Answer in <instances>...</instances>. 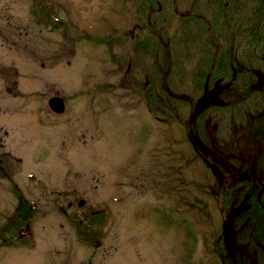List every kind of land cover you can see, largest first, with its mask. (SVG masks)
I'll return each mask as SVG.
<instances>
[{
    "label": "rangeland",
    "instance_id": "374dc122",
    "mask_svg": "<svg viewBox=\"0 0 264 264\" xmlns=\"http://www.w3.org/2000/svg\"><path fill=\"white\" fill-rule=\"evenodd\" d=\"M211 8L207 0H0V230L19 194L33 208L26 227L21 217L13 235L0 232V264H217L222 239L231 264L249 254L237 225H248L240 214L253 186L264 185V132L253 129L260 114L245 107L237 130L230 110L202 118L203 132L183 122L200 110L202 90L189 75L202 61L195 45L186 52L182 38L196 30L180 18L191 9L210 20ZM150 35L154 57L179 62L169 65L177 83L168 92L194 104H154V59L138 46ZM218 83L224 90L210 107L242 98L228 79ZM240 170L261 183L219 195L220 180Z\"/></svg>",
    "mask_w": 264,
    "mask_h": 264
},
{
    "label": "trees",
    "instance_id": "16d2710c",
    "mask_svg": "<svg viewBox=\"0 0 264 264\" xmlns=\"http://www.w3.org/2000/svg\"><path fill=\"white\" fill-rule=\"evenodd\" d=\"M147 1L151 4L157 2V0ZM207 1L208 3L213 1V7H215L210 9L211 11L213 10L210 20L203 18L201 13H197L191 9L186 13L187 15H183V17L180 18V21H185V23L194 31L196 30L195 34H192L190 37L182 38L183 41L181 40L185 44L186 52L189 53L191 51L188 48L189 46L195 45V50L200 53L199 60L202 61L197 68L194 67L190 72L191 88H193V91L202 90L198 96L199 98L203 94L206 86L209 90L212 89L216 80L220 76H223V78H228V82H231V88L234 90V93L242 98L236 101L233 106L226 108L221 106H207L205 108H200V110H202H199L200 112L198 111L196 113L194 110L192 111V107L189 111V118L191 117V120L188 121L186 119V123V120L184 119L183 122H185L190 131L191 128H193L196 132L199 129L198 127H200V130L203 132L207 120L204 119L202 123L200 121H202V118L214 116L215 114H212V111L217 112L220 109L226 111L231 110L234 114H232L229 122L239 123L243 120L246 121L245 119L247 118V115L250 114L251 109L254 111L253 115L260 114L259 118L253 121V129L258 132L261 130L264 132V0ZM220 3L221 8L219 7ZM226 5L229 7L228 12L233 13L234 10L237 9L239 11L238 16H233L231 20L228 17L227 10H223L226 8ZM230 20L232 24L231 26H229ZM212 30H214V33ZM215 32L217 38H214ZM206 33L207 35L209 34L212 36L204 37V34ZM235 36H239V38H236V42L233 40ZM216 45L219 46V48H216L217 50H215ZM138 46L143 52H145V54L150 55V58L154 59L152 68L147 72L148 79L151 81L150 88H154L155 91H160L159 100L156 98L152 99L154 104H171L170 101H172L171 99L173 98L185 106L187 103L189 105L190 103L194 104L192 101L185 102L180 94L172 97L173 95L168 92L169 84L173 86L177 83V81L172 78L167 79L169 65L179 64L177 57H175V60H172L174 55L170 58L168 52L161 57H154L157 46L152 35L146 37L143 41L138 42ZM251 63L254 65H251ZM209 85L212 86L210 87ZM245 107H249L250 109L244 110ZM199 114L200 119L194 120L193 117ZM220 114L224 115L226 112L223 113L222 111ZM218 115H215V118H217ZM189 122H193V124H189L188 126ZM204 123L205 125H203ZM234 127L237 128L239 126L238 124H235ZM205 155L207 156V154ZM231 162L233 163V161ZM262 162L264 172V157H262ZM233 165H235V163L232 164V166ZM227 167L229 168V166ZM244 174L243 170H240V174H238L237 171H234L231 173L230 181H228L229 178L227 180H220L218 194L224 195V193H234L235 190L241 188L243 184H247V189H250L252 188L251 183L254 185L252 180L256 183H261L258 177L250 180ZM217 184L218 180L216 179V185ZM19 196L20 202L16 207L14 220H8V223H6L7 225L5 226L6 228H4L3 231L1 229L0 232L5 231L8 234L13 235L15 230L22 227L24 223V226L26 227L27 220L31 218L33 214L32 205H29L28 201L22 196V194H19ZM235 198H237V194H235ZM251 198L252 204L245 212L240 214L242 220L248 219V225L243 226L242 223L237 225L244 230V233H242L238 239V243L247 248L249 254L245 258L237 254V258H235L236 264H264V185H262V188L258 185L256 190L253 186ZM229 202H233L232 198L229 199ZM21 217L24 219V223L22 224L20 222L22 220ZM220 242V248L223 249V251L219 248L221 261L217 264H231V259L227 252H225L226 249L223 245V239Z\"/></svg>",
    "mask_w": 264,
    "mask_h": 264
},
{
    "label": "flooded vegetation",
    "instance_id": "af4514ba",
    "mask_svg": "<svg viewBox=\"0 0 264 264\" xmlns=\"http://www.w3.org/2000/svg\"><path fill=\"white\" fill-rule=\"evenodd\" d=\"M223 78V76H220L217 80L219 81L220 79H222ZM225 79H228V78H225ZM216 80V83H215V85L212 87V89L211 90H209V88L208 87H206L205 89H204V93L199 97V101H198V104L197 105H200V108H202V107H207V106H210L211 105V103H212V101L213 100H216L215 102H217V100H218V95L224 90V87L222 86V85H219V87L217 86L218 84H220V83H218V81ZM229 81V80H228ZM227 84H229L230 85V88H231V82H228ZM231 91H232V93H234V90L231 88ZM205 92H206V94H205ZM57 97V96H56ZM212 98L213 100H209V102L207 101V99L208 98ZM205 105V104H207V106H202V105ZM222 106V105H221ZM62 108H64V107H62ZM203 108V109H204ZM202 110V109H201ZM200 110V111H201ZM52 111H55L56 113H62L63 111H64V109H61V111H58V110H52ZM225 111L226 110H223V113H225ZM198 112V111H197ZM246 113H248V112H246ZM231 120V119H230ZM244 121V120H243ZM242 121V122H243ZM242 122H239V123H241V124H239V123H237V122H231L232 123V128L234 129L235 127H234V125L235 124H238V126H239V128L241 129V128H244L245 127V124H246V122L245 123H242ZM234 124V125H233ZM241 125V126H240ZM236 130H237V128H235ZM235 131V130H234ZM234 131H233V135H234ZM260 133V132H259ZM233 139V138H232ZM232 139H231V141H230V143L228 144V145H230V144H233V142H232ZM219 150V149H218ZM220 151V150H219ZM220 152H222V150L220 151ZM211 154V153H210ZM211 155H215V152H214V154H211ZM236 156V155H235ZM233 154H230V157H235ZM219 157H222V156H219ZM262 157H264V153H263V156ZM246 188H247V186H246ZM233 193V192H232ZM232 193H230V194H232Z\"/></svg>",
    "mask_w": 264,
    "mask_h": 264
},
{
    "label": "bare ground",
    "instance_id": "6f19581e",
    "mask_svg": "<svg viewBox=\"0 0 264 264\" xmlns=\"http://www.w3.org/2000/svg\"><path fill=\"white\" fill-rule=\"evenodd\" d=\"M234 95L236 94V93H233ZM55 97H52V98H50V100H49V106H50V108H51V110H56V107L55 108H53L52 106V104H51V102H52V100L54 99ZM56 100L60 103L61 102V100L60 99H57L56 98ZM62 103V102H61ZM227 106V105H226ZM231 106H233V105H231ZM219 107V106H218ZM222 107V106H221ZM228 107V106H227ZM231 111V110H230ZM255 174H256V172H255ZM256 177H258V176H256ZM259 179H260V181H261V177H258Z\"/></svg>",
    "mask_w": 264,
    "mask_h": 264
},
{
    "label": "water",
    "instance_id": "95a60500",
    "mask_svg": "<svg viewBox=\"0 0 264 264\" xmlns=\"http://www.w3.org/2000/svg\"><path fill=\"white\" fill-rule=\"evenodd\" d=\"M54 101H56V98H54V99L52 100L51 104H52Z\"/></svg>",
    "mask_w": 264,
    "mask_h": 264
}]
</instances>
